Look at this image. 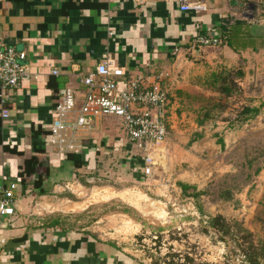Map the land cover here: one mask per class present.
Listing matches in <instances>:
<instances>
[{"label": "crops", "instance_id": "0c3cea01", "mask_svg": "<svg viewBox=\"0 0 264 264\" xmlns=\"http://www.w3.org/2000/svg\"><path fill=\"white\" fill-rule=\"evenodd\" d=\"M230 1L185 0L204 9L184 10V0H0V40L27 52L29 72L13 92L10 118L2 119L0 127V184H18L15 214L0 216L1 264H151L104 237L95 227L101 214L88 219L95 202L79 199L83 190L101 181L104 167L128 168L137 179H145L144 163L121 121L113 116L93 119L74 138L78 150L62 153L51 140L56 104L61 90L72 86L81 105L86 90L81 78L103 61L123 68L127 80L154 82L162 74L170 101L171 146L155 176L169 171L181 153L195 157L184 148L189 134L201 130L197 118L203 105L192 101L218 95L215 74L236 68L244 72L235 80L241 97L231 110L264 101V35L257 36L258 29L246 46L196 43L199 35L223 36V20L231 16L259 26L264 34L260 7L247 18L239 14L243 6ZM54 69L60 73L55 75ZM186 98L192 100L190 108ZM200 140L190 147L204 143ZM34 155L48 167L39 188L33 184L39 171L28 183L20 176L25 160Z\"/></svg>", "mask_w": 264, "mask_h": 264}, {"label": "rangeland", "instance_id": "374dc122", "mask_svg": "<svg viewBox=\"0 0 264 264\" xmlns=\"http://www.w3.org/2000/svg\"><path fill=\"white\" fill-rule=\"evenodd\" d=\"M248 1L240 16L249 18L257 6L264 15V0ZM227 70L232 71L228 73L230 83L239 78V68ZM233 84L230 96L215 87L218 95H200L193 101L186 98L188 108L190 101L203 105L197 122L210 112L204 123H198L201 130L196 131L202 134L197 141L204 137L200 140L204 143L191 148L190 140L196 136L192 132L184 148L195 157L181 153L169 171L158 173L162 177L153 175L143 180L128 168L120 171L116 166L112 170L104 167L101 181L83 190L79 199L95 202L88 219L101 214L95 227L104 237L121 242L151 264L175 253H179L176 261L180 264H185L187 254L194 257V264H245L242 247L247 248L248 243L230 236L220 240L219 233L207 223L210 216L222 215L228 222L238 221L252 231L255 240L264 237V115L244 120L240 111L231 110L241 97L240 86ZM179 182L196 185L203 193L199 199L186 196ZM161 226L164 229L158 233Z\"/></svg>", "mask_w": 264, "mask_h": 264}, {"label": "built area", "instance_id": "2783aa9c", "mask_svg": "<svg viewBox=\"0 0 264 264\" xmlns=\"http://www.w3.org/2000/svg\"><path fill=\"white\" fill-rule=\"evenodd\" d=\"M182 8L201 10L204 6L185 2ZM223 42V36L213 34L199 35L196 39L202 46H220ZM27 58L24 49L0 40V113L3 120L10 118L13 92L29 74ZM52 73L58 75L60 72L54 69ZM127 78L123 68L103 61L94 72L81 78L86 89L81 105L74 87L63 88L51 125V140L59 152L72 153L80 147L74 140L79 129L99 116H113L121 121L135 155L138 154L144 163L143 176L150 178L170 152L167 87L162 74L157 75L154 82L142 77ZM125 81L126 85L121 87ZM17 188V182L0 184V216L15 214Z\"/></svg>", "mask_w": 264, "mask_h": 264}, {"label": "trees", "instance_id": "16d2710c", "mask_svg": "<svg viewBox=\"0 0 264 264\" xmlns=\"http://www.w3.org/2000/svg\"><path fill=\"white\" fill-rule=\"evenodd\" d=\"M246 24V26H245ZM255 24L246 23L245 20L242 19H236L234 17H227L223 20L222 23V30H223V38L224 43L229 44L230 46H234V44L246 46L249 44L250 41L254 40V37H256V33L254 30H259V34L257 36L262 37L264 34L262 33V28L257 26V28L254 27ZM255 28V29H253ZM231 70H227V72L223 71L219 74H215L214 80L215 83L219 86H216L218 90L225 94L226 96H230L234 91V85L235 82H229V77L231 73ZM236 73L239 75V77L244 76L243 70L239 69L236 71ZM236 83V82H235ZM264 107V101L260 104V106H245L240 112V115H244V120L254 118L257 115L260 114L262 108ZM209 111V110H208ZM206 112L204 114V118L199 120V123H204V120L209 118L210 112ZM2 118L0 117V127L2 124ZM202 137V134L200 132H196V136L190 140V144L197 140V138ZM220 143L224 144V140L221 139ZM76 165L80 166V162L76 161ZM261 168L259 167L256 171V173H259ZM39 171V178L37 180H34L33 184L36 187H41L42 181H43V175L45 172L48 171V167L46 166L44 159L41 156H33L31 158H28L25 160L23 170L20 173L21 180L25 183H28L31 181L32 176H34ZM180 188L182 189V192L186 196H191L195 199H199L201 194L203 193L200 190H197L196 185H191L186 182H179ZM193 191H190V190ZM42 191V190H41ZM199 210L204 213V210L201 206H199ZM128 212L129 210H125ZM208 227H211L215 230V232L219 233L220 240H225L227 236H230L234 239V241L239 242V239L242 240L244 243H248V247H242V251L245 257V264H264V237L261 239L255 240L254 233L247 228H245L243 225L240 224V222L235 221L234 223H230L227 221L225 217L222 215H214L210 216L209 220L207 221ZM146 224V223H145ZM236 228V229H235ZM164 227L158 228V233L163 231ZM207 232L206 230H204ZM160 235H158L157 240H159ZM242 246V244H240ZM179 256V253L170 254L165 256L164 261L156 260L152 264H180L178 261H176V257ZM194 264V257L187 254L185 259V264Z\"/></svg>", "mask_w": 264, "mask_h": 264}, {"label": "water", "instance_id": "95a60500", "mask_svg": "<svg viewBox=\"0 0 264 264\" xmlns=\"http://www.w3.org/2000/svg\"><path fill=\"white\" fill-rule=\"evenodd\" d=\"M232 5H240V6H245L246 3L244 2H239L238 0H231L230 1ZM249 18H253L254 17V14H251L248 16Z\"/></svg>", "mask_w": 264, "mask_h": 264}]
</instances>
